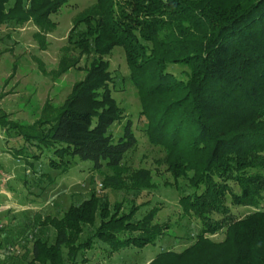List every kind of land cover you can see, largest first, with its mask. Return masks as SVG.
I'll list each match as a JSON object with an SVG mask.
<instances>
[{
    "label": "trees",
    "instance_id": "trees-1",
    "mask_svg": "<svg viewBox=\"0 0 264 264\" xmlns=\"http://www.w3.org/2000/svg\"><path fill=\"white\" fill-rule=\"evenodd\" d=\"M68 1L0 0V25L31 20L50 30L49 16ZM115 47L123 49L144 131L164 149L173 180L187 179L193 191L180 203L201 222L189 245L162 250L147 264H264V0H94L74 16L64 47L78 49L79 56L63 55L54 72L91 54L83 78L60 105L46 101L41 120L25 125L0 116L5 130L52 150L50 167L67 166L77 157L91 161L94 170H110L103 189L141 191L152 186L148 169L122 164L137 142L131 120L122 134L111 131L124 118L104 58ZM170 65L184 66L185 78L175 77ZM228 199L252 210L234 218ZM120 207L110 208L106 194L91 191L61 216L35 213L25 226L31 235L28 264H76L95 239L109 244L110 252L144 247L169 228L152 223L155 208L132 221L136 207L127 213ZM88 228L93 231L82 240ZM220 230L223 239L208 236Z\"/></svg>",
    "mask_w": 264,
    "mask_h": 264
},
{
    "label": "rangeland",
    "instance_id": "rangeland-1",
    "mask_svg": "<svg viewBox=\"0 0 264 264\" xmlns=\"http://www.w3.org/2000/svg\"><path fill=\"white\" fill-rule=\"evenodd\" d=\"M92 2L69 0L49 16L53 23L50 30H40L31 20L22 25L12 22L0 25V116L25 125L41 120L44 103L60 105L73 83L83 78L91 54L80 55L79 62L61 74L54 72L63 55L79 56L78 49L65 51L64 47L68 45L74 16ZM104 58L109 61L113 75L109 88L124 113V118L111 131L115 136L122 134L123 125L130 119L137 139L136 145L123 155L122 164L130 170L148 169L152 186L141 191L103 189L101 182L110 174L109 169L94 170L91 161L77 157L70 158L67 166L50 167L51 149L28 144L14 130H5L0 125V264H28L32 257L31 235H26L25 226L32 222L35 213L61 216L70 204H79L91 191L106 194L110 208L114 203H121L120 212L127 213L135 206L132 221L155 208L152 223L167 224L169 228L154 243L144 247L127 246L114 252L109 251V244L95 239L91 249L80 252L76 264H147L162 250L181 251L200 231L199 218L192 212L185 213L180 203V198L193 189L187 179L173 180L166 169L164 149L150 142L144 131L145 119L139 116L138 93L129 78L123 49L115 47ZM168 70L175 77L185 78L184 66L170 65ZM260 171L264 175V169ZM231 186L238 191L236 184L231 182ZM226 203L234 218H241L252 210L232 204L229 199ZM260 206L264 208V200ZM219 216L212 214L213 218ZM98 222L97 218V225ZM92 231L90 228L84 231L82 240ZM53 234L50 229L51 240ZM208 236L219 241L224 231Z\"/></svg>",
    "mask_w": 264,
    "mask_h": 264
}]
</instances>
